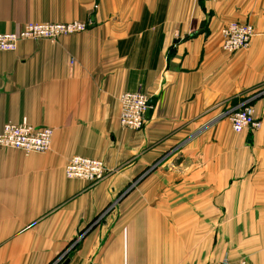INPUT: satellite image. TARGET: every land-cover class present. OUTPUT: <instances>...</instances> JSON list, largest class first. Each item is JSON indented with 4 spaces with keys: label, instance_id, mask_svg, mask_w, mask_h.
Wrapping results in <instances>:
<instances>
[{
    "label": "crops",
    "instance_id": "crops-1",
    "mask_svg": "<svg viewBox=\"0 0 264 264\" xmlns=\"http://www.w3.org/2000/svg\"><path fill=\"white\" fill-rule=\"evenodd\" d=\"M72 21L92 27L0 52V132L54 130L46 154L0 149V264H264V0H0V34ZM233 22L255 36L230 54ZM246 104L263 125L237 134ZM73 157L107 177L68 179Z\"/></svg>",
    "mask_w": 264,
    "mask_h": 264
},
{
    "label": "built area",
    "instance_id": "built-area-1",
    "mask_svg": "<svg viewBox=\"0 0 264 264\" xmlns=\"http://www.w3.org/2000/svg\"><path fill=\"white\" fill-rule=\"evenodd\" d=\"M216 1V0H213ZM92 23L72 21L68 23H29L19 32L0 34V52H15L20 42L25 40H47L52 43L67 36L84 33ZM222 49L227 53H236L249 48L255 36L254 27L238 22L229 23L221 30ZM119 122L124 129L140 131L145 128L146 114L151 105L150 99L142 92L124 93L119 98ZM232 130L237 134L244 131H258L262 121L255 116L254 108L243 105L230 115ZM54 130L52 128H35L27 121L22 124H7L0 132V149L19 150L26 154H46L52 148ZM68 179L82 180L96 185L108 174L105 162L98 159L73 157L65 168ZM220 264H247L245 259L231 262L225 258Z\"/></svg>",
    "mask_w": 264,
    "mask_h": 264
},
{
    "label": "water",
    "instance_id": "water-1",
    "mask_svg": "<svg viewBox=\"0 0 264 264\" xmlns=\"http://www.w3.org/2000/svg\"><path fill=\"white\" fill-rule=\"evenodd\" d=\"M70 263V260H67L64 264H69Z\"/></svg>",
    "mask_w": 264,
    "mask_h": 264
},
{
    "label": "rangeland",
    "instance_id": "rangeland-1",
    "mask_svg": "<svg viewBox=\"0 0 264 264\" xmlns=\"http://www.w3.org/2000/svg\"><path fill=\"white\" fill-rule=\"evenodd\" d=\"M119 104H120V103H119ZM113 208H114V207L112 206L111 209H110V212L113 210Z\"/></svg>",
    "mask_w": 264,
    "mask_h": 264
}]
</instances>
